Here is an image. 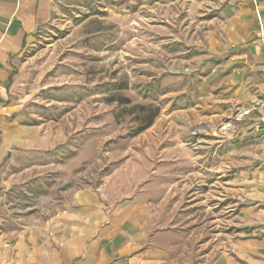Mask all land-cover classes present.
Listing matches in <instances>:
<instances>
[{
  "label": "rangeland",
  "instance_id": "obj_1",
  "mask_svg": "<svg viewBox=\"0 0 264 264\" xmlns=\"http://www.w3.org/2000/svg\"><path fill=\"white\" fill-rule=\"evenodd\" d=\"M212 14L190 16L183 2L162 0L57 2L34 46L15 61L11 101L24 124L43 125L60 141L3 173L0 233L50 218L74 192L127 181L160 189L152 197L161 204L162 227L180 235L179 253L183 232L192 235L193 252L223 243L228 214L222 208L220 236L196 237L217 230L205 211L211 189L199 190L203 183L209 190L211 174L201 179L195 162L199 150L210 154L218 136L206 122L209 112L197 106L205 101L198 66L207 36L218 28ZM140 106L159 108V115L135 135L148 113Z\"/></svg>",
  "mask_w": 264,
  "mask_h": 264
},
{
  "label": "crops",
  "instance_id": "obj_2",
  "mask_svg": "<svg viewBox=\"0 0 264 264\" xmlns=\"http://www.w3.org/2000/svg\"><path fill=\"white\" fill-rule=\"evenodd\" d=\"M162 1L183 2L190 16L218 17L198 66L205 101L197 105L209 112L206 122L218 136L211 139L210 154L199 150L195 159L201 179L211 174L209 190L204 183L199 190L203 195L211 189L214 199L205 211H211V230H217L196 237L220 236L222 208L228 214L223 243L193 252L192 235L183 232L179 253L180 235L162 227L161 204L152 197L160 189L114 181L72 193L48 219L0 233V264H264V0ZM57 2L0 0V184L13 162L60 141L43 125L24 124L11 101L15 61L34 46ZM204 141L198 139L201 148ZM188 156L183 154L184 163Z\"/></svg>",
  "mask_w": 264,
  "mask_h": 264
},
{
  "label": "trees",
  "instance_id": "obj_3",
  "mask_svg": "<svg viewBox=\"0 0 264 264\" xmlns=\"http://www.w3.org/2000/svg\"><path fill=\"white\" fill-rule=\"evenodd\" d=\"M129 102V101H127ZM140 110L142 111H147L148 113H146L141 120V126L137 129L135 135L140 134L142 132H144L145 130H147L155 121V119L158 117L159 115V108H156L155 110H150L147 107H143L140 106L138 107Z\"/></svg>",
  "mask_w": 264,
  "mask_h": 264
}]
</instances>
